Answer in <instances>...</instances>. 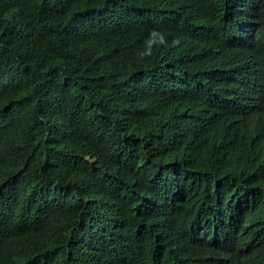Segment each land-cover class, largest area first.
I'll use <instances>...</instances> for the list:
<instances>
[{"label": "trees", "instance_id": "1", "mask_svg": "<svg viewBox=\"0 0 264 264\" xmlns=\"http://www.w3.org/2000/svg\"><path fill=\"white\" fill-rule=\"evenodd\" d=\"M0 264H264V0H0Z\"/></svg>", "mask_w": 264, "mask_h": 264}, {"label": "clouds", "instance_id": "2", "mask_svg": "<svg viewBox=\"0 0 264 264\" xmlns=\"http://www.w3.org/2000/svg\"><path fill=\"white\" fill-rule=\"evenodd\" d=\"M180 43V38H176L171 41V46H178ZM161 46H169L165 33L159 29H151L144 40L143 50L139 51L137 56L140 60L152 57L154 55V50Z\"/></svg>", "mask_w": 264, "mask_h": 264}]
</instances>
